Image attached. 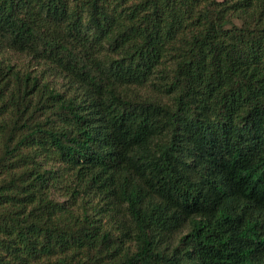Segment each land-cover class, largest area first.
Instances as JSON below:
<instances>
[{
	"label": "trees",
	"instance_id": "trees-1",
	"mask_svg": "<svg viewBox=\"0 0 264 264\" xmlns=\"http://www.w3.org/2000/svg\"><path fill=\"white\" fill-rule=\"evenodd\" d=\"M0 264H264V0H0Z\"/></svg>",
	"mask_w": 264,
	"mask_h": 264
}]
</instances>
